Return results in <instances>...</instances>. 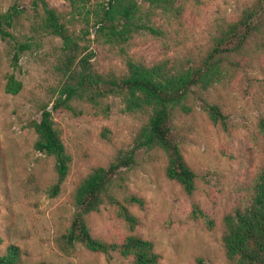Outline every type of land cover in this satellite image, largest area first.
I'll return each mask as SVG.
<instances>
[{"label":"rangeland","instance_id":"374dc122","mask_svg":"<svg viewBox=\"0 0 264 264\" xmlns=\"http://www.w3.org/2000/svg\"><path fill=\"white\" fill-rule=\"evenodd\" d=\"M11 0H0V10ZM33 19L30 0H19ZM62 14L70 31L83 44L81 54L91 51L92 70L117 74L129 57L146 64L167 58L188 65L203 56L218 25L236 18L253 0H176L181 12L151 14L160 30L142 29L125 44L98 42L93 12L88 22L84 14L71 16L68 0H47ZM97 0H91L93 6ZM148 1L142 6L149 8ZM30 19L14 29L20 39L33 31ZM86 29H88L86 31ZM264 39V32L258 40ZM250 40L246 51L236 54L239 65L207 89L195 88L188 101L190 110L172 114V137L181 146L187 163L196 171V187L185 191L180 183L165 175V152L158 147L137 148L135 161L123 167L121 184L126 192L143 199L131 204L137 216L133 232L153 241L160 253L157 264H198L202 257L214 264H233L222 245L224 213L248 202L249 185L264 164V44ZM61 38L45 34L31 50L10 58L11 46L0 36V254L7 246L19 247V264L45 260L48 264H131L116 251H93L80 243L70 244L62 235L73 212L72 190L93 166L106 165L120 149H131L145 110L129 111L121 95L103 99L106 112H93L88 102L73 100L79 113L52 109L66 76L60 63ZM126 49V50H125ZM13 71L22 86L16 93L4 88L6 74ZM201 98L218 102L225 117L213 122L202 107ZM50 107L67 152L68 173L59 193L47 190L56 181L54 157L34 148L31 121ZM92 233L109 241H121L129 229L113 205H103L87 217Z\"/></svg>","mask_w":264,"mask_h":264},{"label":"trees","instance_id":"16d2710c","mask_svg":"<svg viewBox=\"0 0 264 264\" xmlns=\"http://www.w3.org/2000/svg\"><path fill=\"white\" fill-rule=\"evenodd\" d=\"M68 1L72 17L84 14L88 22L87 15L89 11L93 12L94 33L98 42L116 44L123 52L125 44L142 29L160 31L150 16L156 12L155 9L160 8L164 12L173 9L176 15L181 12V6L175 4L176 0H97L91 7V0ZM145 1H148L149 8L142 6ZM30 6L33 19L25 13L19 0H11L5 9H1L0 36L10 42L13 66L18 65L20 54L35 47L45 34L61 38L57 67L66 79L52 102V109L63 108L79 113L82 109L76 107L73 100L83 99L90 104L93 112H106L109 104L103 99L115 94L122 96L129 111L145 110L148 113L147 121L141 125L131 149H120L108 164L93 166L81 176L72 190L74 208L62 237L70 244L80 243L93 251H116L125 258L130 257L131 264H157L160 253L153 241L132 231L137 216L130 205H142L143 199L125 191L121 184L122 169L135 161L137 148L158 147L166 154L165 175L180 183L187 192L195 189L197 173L187 163L181 146L172 137V114L177 108L190 110L187 100L195 88L207 89L215 81H220L230 66L239 65L234 59L236 54L244 53L250 40L257 39L264 32V0H253L236 18L221 22L210 46L195 62L181 65L164 58L146 64L128 55L124 70L117 74L92 70L87 57L91 51L80 55L83 44L70 31L56 7L49 5L47 0H30ZM24 18L30 19L29 27L33 33L20 39L14 29L23 23ZM255 44H264V39H257ZM21 86V80L13 71L6 74L4 88L7 92L16 93ZM201 100L209 118L213 122H223L225 115L218 102L205 98ZM30 125L35 132L32 146L54 157L57 178L47 193L55 196L68 173L70 154L48 107ZM262 131L264 134V127ZM248 189V202L223 215L222 245L226 258L233 264H264V164ZM106 204L113 205L116 214L131 230L119 242L97 237L88 223V215ZM20 259V249L15 244L8 245L0 254V264H19ZM197 262L214 264L202 257H198ZM32 264L48 263L37 260Z\"/></svg>","mask_w":264,"mask_h":264},{"label":"water","instance_id":"95a60500","mask_svg":"<svg viewBox=\"0 0 264 264\" xmlns=\"http://www.w3.org/2000/svg\"><path fill=\"white\" fill-rule=\"evenodd\" d=\"M48 108H50V107H48Z\"/></svg>","mask_w":264,"mask_h":264}]
</instances>
